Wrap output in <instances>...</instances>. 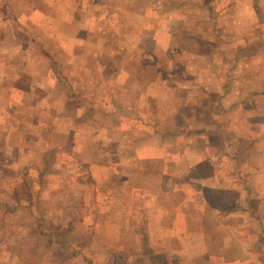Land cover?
Returning a JSON list of instances; mask_svg holds the SVG:
<instances>
[{
  "label": "rangeland",
  "instance_id": "374dc122",
  "mask_svg": "<svg viewBox=\"0 0 264 264\" xmlns=\"http://www.w3.org/2000/svg\"><path fill=\"white\" fill-rule=\"evenodd\" d=\"M47 48L51 53L44 51ZM25 96L29 108L23 104ZM8 99L13 102L9 100L6 110ZM37 100H41L39 112L34 110ZM8 112L14 117L8 118ZM39 113L41 127L47 121L61 122L70 133L71 148L49 157L41 151L37 156L35 140L28 141L22 152L26 158L13 157V166L2 167V173L5 168L7 175L21 176V181H0V257L29 243L27 239H41L42 214L23 212L19 206L25 199H8L6 188L41 185V176L35 177L28 168L53 172L49 160L54 157L67 166L62 170L78 159L79 172L73 176L82 188L89 186L80 179L86 176L79 161L82 152L104 160L111 184L117 182V163L154 173L166 169L155 157L171 156L182 159L183 167L175 166L181 172L185 159L201 156L199 135L218 127L227 137L229 131L235 133L239 172L249 158L253 163L256 154L245 155L242 147L251 140L259 148L264 144V0H0V133L10 123L15 130L13 144H21L26 140L16 134L17 128L36 127L33 116ZM220 142L218 138L216 143ZM29 161L40 166H27ZM137 180L126 182L124 199H116L122 189L118 194L115 186L95 183L96 187L90 186L99 194L94 204L133 210L134 197L140 195L135 187L152 185L146 174ZM61 188L68 190L69 184ZM37 201L41 209V199ZM245 216L262 229L259 235L256 230L244 232L245 237L262 241L253 247L256 258L248 264H264V224L260 225L264 213ZM84 217L76 215L82 230H66L61 237L77 236L78 257L87 256L88 248L94 262L71 264H178L173 258L182 250L153 243V230L146 224L135 244L132 215H127L131 228L126 234L98 227L94 236L87 237ZM23 223L32 225L21 227ZM227 228L222 230L225 237ZM190 260L184 264H192Z\"/></svg>",
  "mask_w": 264,
  "mask_h": 264
},
{
  "label": "crops",
  "instance_id": "0c3cea01",
  "mask_svg": "<svg viewBox=\"0 0 264 264\" xmlns=\"http://www.w3.org/2000/svg\"><path fill=\"white\" fill-rule=\"evenodd\" d=\"M3 51L8 53L6 50ZM44 51L51 53L48 48ZM70 51L74 52V49ZM26 52L28 53V51ZM21 53L24 54L23 51ZM27 94H29V90ZM9 100L11 104L13 102L11 99L5 100L4 107L6 110L9 108L7 106L10 103ZM40 101L37 100L34 104L36 112L41 111ZM23 104L26 108L30 107L31 102L27 96H25ZM21 114V116L17 115V118H21L23 113ZM57 116L60 117L59 114ZM9 117H14V112H8ZM33 118L37 122V126L32 127L33 129L29 125H20L17 128L16 134H21L26 140L20 142L21 144H13L15 130L10 127L9 122V124H5L7 126L6 131L0 133V181L8 180L13 183L15 180L21 181V176L7 175L8 171L5 168L3 173L6 174H3L2 167L13 166V157L26 158V154H22V152L28 148L26 145L28 141L33 142L35 140L34 153L37 156H40L41 151H44L49 157L55 155L59 150L71 148L70 133L61 122L47 121L41 127V113L36 114ZM229 134L230 136L227 137L216 127L208 135L205 132L199 135L198 141L202 142L203 145L199 144L198 147L201 150L197 149L201 151L199 154L201 156H197L196 160L185 159V171L182 168L179 172L175 168L177 165L183 167L182 159H174L171 156L155 157L160 158V162L166 166L165 170L154 172L155 174L141 173L142 171L133 169L130 164L127 166L117 163V182L115 184H111L109 180L106 165L103 163L104 160H94L90 154H83V152L79 161L83 165L86 176L85 178L82 176L80 179L85 180V183L89 185L86 188L78 187L76 185L78 184V177L73 176L76 175V171L79 172L76 169L78 164L76 157H74V163H69V166L75 169L74 171L71 170V167L62 170L63 167L67 166H62L63 163H58L55 157L49 160V165L55 167L53 172L47 173L44 169L39 171L29 167L28 172L31 171L35 177L41 176L39 177L41 185L33 186L29 183L27 188L22 186L19 190L17 188L15 190L3 188L8 190V199L21 197L25 199V202L19 206L23 212H28L29 215L36 213L43 215H41V239H27L26 242L29 241V243L23 244L20 248H15V252L12 249V254L0 257V264H62V262L71 264L78 260L94 262L92 254H88V248L84 251L87 256L78 257L80 251L77 246L78 243H75L77 236L61 237L66 234V230L79 231L83 229L79 228V223L76 222V215L82 214L85 215L83 224L87 230L86 237L94 236L98 227H101V230L115 228L120 234H126L127 229L131 228L130 223L127 222L129 220L127 215H132V230L137 231L134 234L135 244L136 237L138 238L137 243L140 242V230L144 229L143 225L146 224L149 230H153V243L166 245L171 249L170 251L173 249L182 250V254H174L177 256L173 260L177 261L178 264H184L186 259L187 261L191 259L192 264L205 261L210 264H215V261L218 264L251 263L256 258L253 247L262 241L259 237L247 238L244 236V232L256 230V234L259 235L262 229L259 230L245 214L247 212L251 214L264 213V144L259 148L255 140L243 142L246 148L242 147L243 150H241L245 152V155L248 152L250 156L254 154L256 156L253 163L249 162L251 158H246V160L248 159L247 163L240 173L237 169L238 160L235 144L237 138L235 133L232 136L231 131H229ZM41 136L44 138L41 139ZM63 136H66V141H62ZM9 137L11 142H9ZM213 138L215 140H212ZM218 138L221 139L220 143H216ZM220 146L224 148L223 151L220 150ZM214 148H217L216 151L213 150ZM232 149L236 150L232 152ZM210 150L213 152L210 153ZM135 160L137 161V159ZM257 160L259 161L257 162ZM30 165L38 167L40 163L29 161L27 166ZM46 165L48 163H45ZM143 174H146L147 180L151 181L152 185L135 187L140 195L134 197L137 200L132 205L133 210L129 206L127 208L123 205L112 208L110 203L100 206L94 204V198L99 194L94 193L90 186L96 187L99 182L106 183L110 188L115 186L118 194L119 190L122 189V194L118 195L116 199H124L127 191L126 182H136L138 181L137 177H141ZM63 175L68 176V179L62 178ZM28 180L30 181V177ZM58 182L61 184L59 185ZM62 184H69V189H62ZM151 186L153 187L149 189ZM106 197L108 198L109 195ZM37 199H41V209H39L40 205ZM77 199H81L80 205ZM251 199H255L253 205L249 204ZM11 206L17 207V205ZM230 206L235 207L229 208ZM237 206L239 210H237ZM234 212L237 213L234 214L235 217L229 216L233 215L231 213ZM133 214L139 215V220ZM119 216L120 218H117L119 221H117L116 217ZM237 217H241L240 220H237L239 219ZM232 218L236 219L237 223H233L230 220ZM230 222L232 226H230ZM263 224L264 221H261L260 225ZM30 225L32 224L24 225L23 223L20 226L29 227ZM226 225L230 227L227 237L222 234L223 229H228ZM224 238L225 240L228 239V242L223 243Z\"/></svg>",
  "mask_w": 264,
  "mask_h": 264
}]
</instances>
